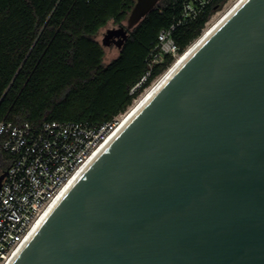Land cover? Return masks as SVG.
I'll return each mask as SVG.
<instances>
[{
    "label": "water",
    "instance_id": "obj_1",
    "mask_svg": "<svg viewBox=\"0 0 264 264\" xmlns=\"http://www.w3.org/2000/svg\"><path fill=\"white\" fill-rule=\"evenodd\" d=\"M159 1L134 0L101 44L120 51ZM11 264H264V0L196 47Z\"/></svg>",
    "mask_w": 264,
    "mask_h": 264
},
{
    "label": "trees",
    "instance_id": "obj_2",
    "mask_svg": "<svg viewBox=\"0 0 264 264\" xmlns=\"http://www.w3.org/2000/svg\"><path fill=\"white\" fill-rule=\"evenodd\" d=\"M185 1H159L104 64L95 36L108 23L121 25L134 0H0V122L102 124L123 113L173 62L165 57L130 94L148 71L158 33L174 25L181 54L227 0L177 25ZM10 161L0 144V174Z\"/></svg>",
    "mask_w": 264,
    "mask_h": 264
},
{
    "label": "built area",
    "instance_id": "obj_3",
    "mask_svg": "<svg viewBox=\"0 0 264 264\" xmlns=\"http://www.w3.org/2000/svg\"><path fill=\"white\" fill-rule=\"evenodd\" d=\"M213 3L214 0H186L177 25L205 14ZM211 17L212 14L204 27ZM174 28L173 25L158 33L149 53L148 71L130 94L165 57L170 56L174 61L179 55L171 34ZM128 108L102 124L47 121L33 126L27 122H0V144L11 160L0 185V264H11L43 213L114 132Z\"/></svg>",
    "mask_w": 264,
    "mask_h": 264
},
{
    "label": "bare ground",
    "instance_id": "obj_4",
    "mask_svg": "<svg viewBox=\"0 0 264 264\" xmlns=\"http://www.w3.org/2000/svg\"><path fill=\"white\" fill-rule=\"evenodd\" d=\"M244 0H235L232 4L227 6V9L219 14L216 18H211V20L206 25V29L193 43H191L183 53L179 54L171 65L148 87L144 90V93L138 97L133 104L128 108L127 112L123 114L120 118L118 125L114 132L106 139V141L94 152V154L89 158L85 165L72 177V179L63 187L58 196L54 199L51 205L43 213L40 220L33 227L31 234L36 231L40 223L45 219L48 213L53 209L56 203L61 199V197L66 193V191L71 187L73 182L79 177L82 171L90 164V162L102 151V149L109 143V141L118 133V131L135 115V113L150 99V97L159 89V87L176 71V69L187 59V57L196 49V47L206 38L218 25L230 14L240 3ZM16 257V255H15ZM14 259V258H13Z\"/></svg>",
    "mask_w": 264,
    "mask_h": 264
},
{
    "label": "rangeland",
    "instance_id": "obj_5",
    "mask_svg": "<svg viewBox=\"0 0 264 264\" xmlns=\"http://www.w3.org/2000/svg\"><path fill=\"white\" fill-rule=\"evenodd\" d=\"M235 0H227L218 10H216L215 12L212 13V17L211 18H216L217 16H219V14L223 13L226 9H227V6H229L230 4H232ZM122 25H125V21L122 23ZM113 28H117L116 25H113L112 23H108L105 27H103L102 29L99 30V32L97 33V35L95 36V40L102 46L103 48V51H104V58H103V63L104 64H108L111 60H113L114 58L117 57L118 55V49L111 45V46H103L101 44L102 42V39H103V36L104 34L106 33V30L108 29H113ZM206 29V26L203 28L201 34L203 33V31ZM200 34V35H201ZM200 37V36H199ZM193 43V42H192ZM162 74V73H161ZM160 74V75H161ZM159 75V76H160ZM158 76V77H159ZM157 77V78H158ZM155 78L152 83L157 79ZM151 83V84H152ZM150 84V85H151ZM150 87V86H149ZM148 88V87H147ZM146 88V89H147ZM145 89V90H146ZM144 93V91L140 94L142 95ZM140 95L138 97H140ZM137 99V98H136ZM133 104V102H132ZM131 106V105H130Z\"/></svg>",
    "mask_w": 264,
    "mask_h": 264
}]
</instances>
